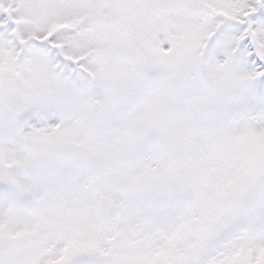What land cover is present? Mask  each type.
I'll return each instance as SVG.
<instances>
[{
	"label": "snow or ice",
	"instance_id": "obj_1",
	"mask_svg": "<svg viewBox=\"0 0 264 264\" xmlns=\"http://www.w3.org/2000/svg\"><path fill=\"white\" fill-rule=\"evenodd\" d=\"M0 264H264V0H0Z\"/></svg>",
	"mask_w": 264,
	"mask_h": 264
}]
</instances>
